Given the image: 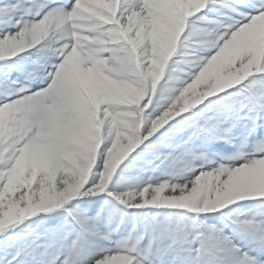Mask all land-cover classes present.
I'll return each instance as SVG.
<instances>
[{"label": "snow or ice", "instance_id": "6c2138e0", "mask_svg": "<svg viewBox=\"0 0 264 264\" xmlns=\"http://www.w3.org/2000/svg\"><path fill=\"white\" fill-rule=\"evenodd\" d=\"M0 264H264V0H0Z\"/></svg>", "mask_w": 264, "mask_h": 264}]
</instances>
